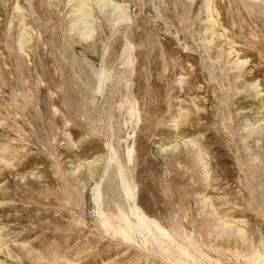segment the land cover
<instances>
[{"label":"rangeland","instance_id":"obj_1","mask_svg":"<svg viewBox=\"0 0 264 264\" xmlns=\"http://www.w3.org/2000/svg\"><path fill=\"white\" fill-rule=\"evenodd\" d=\"M0 264H264V0H0Z\"/></svg>","mask_w":264,"mask_h":264},{"label":"bare ground","instance_id":"obj_2","mask_svg":"<svg viewBox=\"0 0 264 264\" xmlns=\"http://www.w3.org/2000/svg\"><path fill=\"white\" fill-rule=\"evenodd\" d=\"M101 1V0H100ZM83 22V21H82ZM76 24V23H75ZM85 30V29H84ZM88 32V31H87ZM83 34V33H82ZM131 152V151H130ZM123 216V215H122ZM125 217V216H124ZM126 218V217H125ZM127 219V218H126ZM125 220V219H124ZM129 222V221H128ZM129 224V223H128ZM127 224V225H128ZM131 224V223H130ZM130 226V225H129ZM119 227V226H118ZM125 228V227H124ZM159 229V228H158ZM124 230V229H123ZM160 230V229H159ZM150 231V230H149ZM128 233V232H127ZM162 233H164V232H162ZM126 236H127V234H126Z\"/></svg>","mask_w":264,"mask_h":264}]
</instances>
